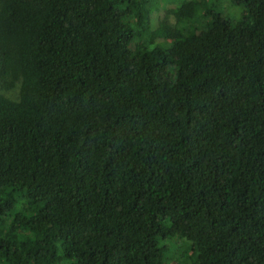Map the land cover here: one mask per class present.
<instances>
[{"label": "trees", "instance_id": "16d2710c", "mask_svg": "<svg viewBox=\"0 0 264 264\" xmlns=\"http://www.w3.org/2000/svg\"><path fill=\"white\" fill-rule=\"evenodd\" d=\"M231 1L0 0V264H264V0Z\"/></svg>", "mask_w": 264, "mask_h": 264}, {"label": "rangeland", "instance_id": "374dc122", "mask_svg": "<svg viewBox=\"0 0 264 264\" xmlns=\"http://www.w3.org/2000/svg\"><path fill=\"white\" fill-rule=\"evenodd\" d=\"M210 2L211 4L216 6V9L225 17V19L229 20L231 23H237L239 21H243L246 16H248L247 10L243 6L236 5L233 3L231 0H203L204 2ZM203 3H201L203 5ZM202 5L200 6L202 9ZM171 6H167V9H171ZM165 6L163 7V4L160 7V11H164ZM203 14L200 15L202 18ZM168 24H175V18L172 14H168V19H167ZM20 86L21 82L17 81L13 89L10 91L5 92L7 96L10 98L16 100L19 97V92H20ZM173 264H178L177 261L173 262Z\"/></svg>", "mask_w": 264, "mask_h": 264}]
</instances>
